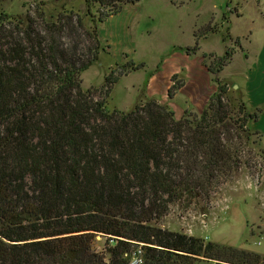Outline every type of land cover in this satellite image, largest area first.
I'll list each match as a JSON object with an SVG mask.
<instances>
[{
    "label": "trees",
    "instance_id": "trees-1",
    "mask_svg": "<svg viewBox=\"0 0 264 264\" xmlns=\"http://www.w3.org/2000/svg\"><path fill=\"white\" fill-rule=\"evenodd\" d=\"M139 1L84 0L89 29L64 6L48 15L43 1L0 13V264H264L258 253L157 226L172 205H209L233 179L250 135H261L248 125L261 109L230 99L215 79L199 115L177 120L153 98L107 110L111 84L144 68L133 61L103 89H82V73L106 49L99 25ZM210 33L197 30L185 52ZM234 54L203 57L214 58L207 69L216 75Z\"/></svg>",
    "mask_w": 264,
    "mask_h": 264
},
{
    "label": "rangeland",
    "instance_id": "rangeland-1",
    "mask_svg": "<svg viewBox=\"0 0 264 264\" xmlns=\"http://www.w3.org/2000/svg\"><path fill=\"white\" fill-rule=\"evenodd\" d=\"M41 1L46 3L42 9L48 15L57 14L64 6L81 16L86 29L91 28L84 0H0V13L24 14ZM173 1L178 0H142L135 7H127L129 30L126 37L113 36L115 23L123 16L104 23L102 38L107 40L110 50L101 52L98 61L82 73V89H103L107 84L104 81L106 76L113 71L114 80L120 74V67L130 60L145 66L111 84L107 110L129 111L152 97L173 111L177 120L181 119L186 112L183 96L170 99L165 89H149L146 94L145 88L155 76L156 66L161 69L156 76L162 85L166 83L167 74L172 77L183 75L181 66L187 60L179 56V46L194 45L189 35H192L195 26L215 28L217 33H210L207 39L199 41L201 51L190 58V67L196 63L199 68L202 67V60L205 66L215 65L214 58H204L203 53L211 52L221 57L227 48H233L235 54L229 66L220 73L213 75L204 70L196 83L198 89L192 84L185 90L193 100L203 103L212 91L208 84H215V79H218L226 85L230 99L241 98L244 101L243 94L233 85L237 86L244 78V55H252L264 44V0H191L182 8L174 6ZM97 9L95 6L92 13ZM123 55H127L128 60L123 59ZM167 59L166 64H159ZM181 79L176 77L174 82L178 83ZM243 161L245 164L233 175V179L212 194L209 205H172L157 226L264 256V135H250ZM97 240V247L101 249L105 240L100 237ZM258 242L262 245L258 246ZM196 264L215 262L201 261Z\"/></svg>",
    "mask_w": 264,
    "mask_h": 264
},
{
    "label": "crops",
    "instance_id": "crops-1",
    "mask_svg": "<svg viewBox=\"0 0 264 264\" xmlns=\"http://www.w3.org/2000/svg\"><path fill=\"white\" fill-rule=\"evenodd\" d=\"M141 1L142 0H140L139 2H136L134 4H128V5L123 6L122 9L120 10V12H118L117 14L112 15L106 19V21L107 20H114L116 17L123 16V17H121L122 18L121 20H117L115 23L116 29L113 32L114 37L116 35H118V37L128 36V30L129 29L127 26V21H128L127 17L128 16H126V8L127 7H135L136 5L141 3ZM190 2H191V0H178V1H173L172 4L174 6H178L179 8H182ZM123 18H126V20ZM106 21L104 23H106ZM104 23H101L99 25V36H100L101 42L106 47L105 52H109V50H110L109 44H108L107 40L102 38V32H103L102 27L104 26ZM199 29H200V27L195 26L192 35H189V38L192 37L191 40H193L194 43H195L194 33ZM209 36L210 35H208L207 37H209ZM207 37L202 38L201 40H205V39H207ZM199 41H198L199 49L194 54H187L185 52L186 48L193 47V45L189 46V44H188V46H186V47L185 46H179V50H180L179 56L184 57L187 60L186 64L181 66L183 75H181L179 77L178 76L172 77L171 75L167 74L165 76V82L166 83H165V85H162L158 81V78L156 76L157 73H159L161 69L158 66H156V70L153 72L155 74V76H152L151 77L152 80L147 82L146 88H145V93L147 94L149 89H152L155 91H160V90L165 89L167 94H168L170 87L173 85V83L175 81L173 79L176 77H177V79L182 78L181 80H178V82H181L180 88L172 96L168 95V97L170 99H175L177 97V95L183 96L185 98V104H186L185 111L186 112L196 113V114L201 113V111L205 108L209 98L213 95V93L216 92L217 85H216V83L212 84L210 82V80L208 79V81L211 83V84L209 83L208 86H209V89L212 88V91H210L208 98L203 103H199L196 99L193 100V97L191 96V94L185 90L186 88H188V86H190L192 84L196 85V83L200 79L201 73H203L205 71L208 72V74L210 73L207 69V66H205V64L203 63V60L201 62V64L203 66L200 68H199L198 63L192 65L191 67L188 64V61L190 60V58L196 57L198 55V53H200V51H201V47L199 46ZM246 42H248V40ZM210 53L211 52H209L208 54H210ZM203 54H207V53H203ZM203 54H202V57H203ZM212 54H214V53H212ZM99 57H100V55H99ZM123 59L128 60V56L123 55ZM244 60H245V71H244V74L242 75L244 78L240 82V84H238L237 86L233 85V88L237 87L239 89V91L243 94L245 105L249 111H253L254 109H261V113H260L258 120L250 122L249 127L252 131L264 135V44H262V47L260 49L258 48L257 50H255L252 55L250 53H248V54L246 53L244 55ZM167 62H168V59L165 62L161 61L159 64H166ZM228 66H226V68ZM144 68H145V66H144ZM201 68H202V70H201ZM194 69H195V71H194ZM132 73H135V72H131V73L127 74L126 76H124V78L129 76ZM196 87H197V85H196ZM196 89H198V87ZM192 90L195 92V88H192ZM147 97H149V96H147Z\"/></svg>",
    "mask_w": 264,
    "mask_h": 264
},
{
    "label": "built area",
    "instance_id": "built-area-1",
    "mask_svg": "<svg viewBox=\"0 0 264 264\" xmlns=\"http://www.w3.org/2000/svg\"><path fill=\"white\" fill-rule=\"evenodd\" d=\"M257 245L261 246L262 244L258 242ZM139 262H140L139 259L135 257L131 264H139Z\"/></svg>",
    "mask_w": 264,
    "mask_h": 264
}]
</instances>
